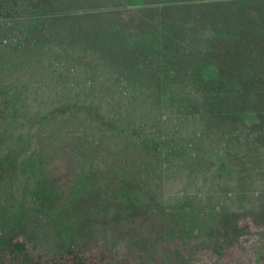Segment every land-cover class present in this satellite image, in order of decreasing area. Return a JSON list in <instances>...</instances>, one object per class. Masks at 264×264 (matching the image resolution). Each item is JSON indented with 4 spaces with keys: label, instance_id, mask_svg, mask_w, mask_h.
<instances>
[{
    "label": "rangeland",
    "instance_id": "obj_1",
    "mask_svg": "<svg viewBox=\"0 0 264 264\" xmlns=\"http://www.w3.org/2000/svg\"><path fill=\"white\" fill-rule=\"evenodd\" d=\"M82 2L57 0L61 4L54 9L80 12ZM90 2L87 10L104 8L99 1ZM107 5L163 9L172 19L189 23L204 44L234 41L231 56H241L239 38H250L253 50L264 51V0H111ZM32 17L15 22L21 38H12L10 25L0 28V264H66L73 251L89 257L111 252L131 264H264V150L254 155L244 151L243 162L253 171L239 173L240 163L204 139L200 123L175 129L170 99L153 101L137 87L123 86L118 72L98 56L90 67L72 62L67 57L71 38H63L69 43L65 51L55 42L60 31L32 38L35 48L22 52ZM40 24L33 25L35 37ZM15 46L19 52L13 51ZM228 65L245 63L235 58ZM177 91L181 89L172 93ZM7 102L14 114L4 107ZM73 103H96L114 122L121 120L117 138L123 144H140L160 134L167 145L164 154L173 153L164 158V168L179 169L185 150L195 176L184 168L180 179L169 173L152 182L137 178L133 187L123 180L122 197L109 200L100 193L108 181L100 171L85 178L73 145L76 139L100 144L116 135L88 125L92 122L73 108L61 113ZM246 117L248 122L255 119ZM135 168L141 172L139 165ZM223 208L229 215L220 228L214 220ZM235 234L238 244L228 246ZM18 243L24 251L14 249Z\"/></svg>",
    "mask_w": 264,
    "mask_h": 264
},
{
    "label": "trees",
    "instance_id": "obj_2",
    "mask_svg": "<svg viewBox=\"0 0 264 264\" xmlns=\"http://www.w3.org/2000/svg\"><path fill=\"white\" fill-rule=\"evenodd\" d=\"M56 1L0 0V28L10 25L12 38H21L22 31L15 29V22L19 23L21 19L23 22V18L30 15L35 17L24 36L27 43L22 45V52L35 48L37 44L30 42L32 38H48L50 29L60 31L55 42L60 51H65L69 49L66 47L69 43L63 38H71L73 47L67 57L72 62L90 67L93 57L98 56L104 65L118 72L117 81H121L123 86L137 87L142 96L144 94L153 101L170 99L178 121L175 129L184 130L193 121L200 123L203 138L217 144L219 150L234 163H240L243 169L239 173L253 171L243 162L246 159L244 151L248 149L254 155L264 150V65L260 62L264 61V51L253 50L254 41L239 38L243 45L241 56H231L235 50L234 41L222 43L217 39L204 44L195 38L189 23L178 16L172 19L158 7L110 8L107 3L111 0H93L99 1L104 8L90 11L87 10V3L91 0H83L85 7L80 12L70 9L56 11L54 8L61 4ZM37 23L42 25L39 37L33 33V25ZM13 51L19 52L17 46ZM235 58L244 61L245 65L238 68L228 65ZM246 62L250 64L247 66ZM256 63L259 67L253 66ZM178 87L181 92L173 94L174 88ZM3 105L11 110V114L15 113L9 102ZM71 108L92 122L88 125L97 124L107 133L116 135L100 144L95 139L91 143L88 138L81 141L75 138L77 143L73 145L81 163L79 169H84L85 178L93 179L100 171L103 179L108 181L107 187L102 186L100 193L109 200L122 197L125 190L122 192L120 184L123 180L133 187L132 181L137 178L152 182L154 177H167L169 173L172 179H180L185 177L184 168H188L190 177L195 176L196 171L189 169L193 163L186 162L185 150L180 153L179 166L182 169H173L170 165L164 168V158L171 159L173 153L164 154L162 150L166 143L160 134L145 138L140 144H123L117 138L122 133L119 126L121 120L114 122L96 103H73L60 111L63 113ZM250 114L255 119L248 122L246 116ZM86 133L90 134L89 131ZM64 143L61 142V146ZM50 147H56V143ZM136 164L141 172L135 168ZM221 165L225 166V160H221ZM227 215L229 210L223 208L212 220L218 222L217 227L221 228L227 224ZM234 236L228 246L238 244V235ZM219 237L221 240L224 238ZM14 249L24 251L25 246L23 243L14 244ZM68 254L66 264H131L118 260L111 252L92 257L74 251Z\"/></svg>",
    "mask_w": 264,
    "mask_h": 264
}]
</instances>
